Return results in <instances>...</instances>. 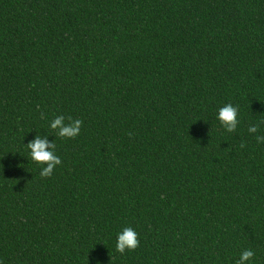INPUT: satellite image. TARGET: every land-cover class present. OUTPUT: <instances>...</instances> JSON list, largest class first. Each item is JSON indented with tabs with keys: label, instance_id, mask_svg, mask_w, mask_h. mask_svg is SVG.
I'll list each match as a JSON object with an SVG mask.
<instances>
[{
	"label": "trees",
	"instance_id": "16d2710c",
	"mask_svg": "<svg viewBox=\"0 0 264 264\" xmlns=\"http://www.w3.org/2000/svg\"><path fill=\"white\" fill-rule=\"evenodd\" d=\"M59 115L81 134L56 136ZM37 134L62 160L50 177ZM257 135L264 0H0L2 264H236L249 248L264 264ZM128 226L140 243L121 254Z\"/></svg>",
	"mask_w": 264,
	"mask_h": 264
},
{
	"label": "clouds",
	"instance_id": "9594fccd",
	"mask_svg": "<svg viewBox=\"0 0 264 264\" xmlns=\"http://www.w3.org/2000/svg\"><path fill=\"white\" fill-rule=\"evenodd\" d=\"M216 120L227 133H235L239 125V110L231 103L220 107L216 113ZM83 121L68 117L66 122L64 115H59L52 119L48 127L55 132L56 136L66 139L76 138L81 134ZM259 125L255 124L249 127V133H257ZM51 135L37 134L34 139L29 141L25 146L29 150V156L32 161L41 165L40 175L50 177L55 168L61 165L62 160L56 154V144L54 140H49ZM258 143H264V135H257ZM139 233L131 226L124 227L116 234L115 250L121 254L126 251H133L139 246ZM255 253L249 248L239 254L236 264H252ZM2 264V262H0Z\"/></svg>",
	"mask_w": 264,
	"mask_h": 264
}]
</instances>
